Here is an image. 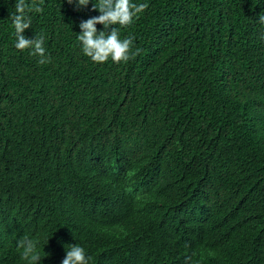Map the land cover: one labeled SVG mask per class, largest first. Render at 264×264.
<instances>
[{
  "label": "trees",
  "instance_id": "trees-1",
  "mask_svg": "<svg viewBox=\"0 0 264 264\" xmlns=\"http://www.w3.org/2000/svg\"><path fill=\"white\" fill-rule=\"evenodd\" d=\"M95 2V0H94ZM127 62L76 39L100 13L43 0L14 48L0 0V264H264V0H133Z\"/></svg>",
  "mask_w": 264,
  "mask_h": 264
},
{
  "label": "clouds",
  "instance_id": "clouds-1",
  "mask_svg": "<svg viewBox=\"0 0 264 264\" xmlns=\"http://www.w3.org/2000/svg\"><path fill=\"white\" fill-rule=\"evenodd\" d=\"M92 3L94 10L100 15L91 17L79 24L81 31L76 35L82 53L89 57L93 63H104L111 60L112 63L127 62L131 56L138 54L139 49L132 51V39L120 38L118 29L113 27L110 32L100 31L97 33L96 25L101 24L105 29L110 25L125 27L130 25L147 7L146 3L133 2V0H75L80 7H87ZM43 0H14V12L10 13L9 19L15 37L14 48L20 51L29 50V55L40 57L38 63L45 64L48 57L45 53L44 38L41 36L35 39H27L23 35L25 29L31 26L30 12L39 13L42 11ZM73 4V0H67ZM258 22L264 25V14H258ZM264 39V35L261 37ZM22 247V256L29 259L31 264H40V256L36 252V245L29 239L18 241ZM90 257L79 245L69 244L65 251V258L61 264H89Z\"/></svg>",
  "mask_w": 264,
  "mask_h": 264
}]
</instances>
